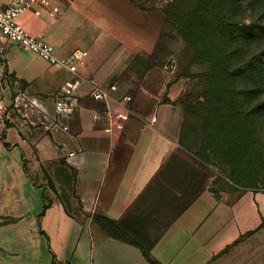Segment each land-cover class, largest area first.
<instances>
[{
    "label": "crops",
    "instance_id": "crops-1",
    "mask_svg": "<svg viewBox=\"0 0 264 264\" xmlns=\"http://www.w3.org/2000/svg\"><path fill=\"white\" fill-rule=\"evenodd\" d=\"M9 1L0 0V7ZM171 2L56 0V18L28 11L18 19L59 58L70 61L82 52L77 75L98 87L114 85L113 109L131 98L133 116L120 130L110 129L103 116L106 103L88 96L87 83L74 113L57 115L55 95L69 73L0 36L6 73L0 101L8 108V121L0 124V214L11 209L18 216L0 226V264H182V259L196 264L203 214L195 198L181 213L180 192L175 196L166 185V176H175L170 162L178 155V134L166 129L146 81L148 70L140 66L151 58ZM19 92L34 108L11 109ZM74 202L80 216L70 217L66 209ZM96 217L113 221L124 238L104 231ZM154 224L168 227L144 229L152 231V247L139 242L140 225ZM182 240L192 246L188 256L182 254Z\"/></svg>",
    "mask_w": 264,
    "mask_h": 264
},
{
    "label": "rangeland",
    "instance_id": "rangeland-1",
    "mask_svg": "<svg viewBox=\"0 0 264 264\" xmlns=\"http://www.w3.org/2000/svg\"><path fill=\"white\" fill-rule=\"evenodd\" d=\"M161 18L140 66L166 129L178 134L166 185L180 192L181 213L195 198L203 214L196 264H264V0H172ZM74 204L70 217L80 216ZM4 210L1 227L18 219ZM150 227L168 225H140L139 242L152 247Z\"/></svg>",
    "mask_w": 264,
    "mask_h": 264
},
{
    "label": "built area",
    "instance_id": "built-area-1",
    "mask_svg": "<svg viewBox=\"0 0 264 264\" xmlns=\"http://www.w3.org/2000/svg\"><path fill=\"white\" fill-rule=\"evenodd\" d=\"M56 0H10L9 3L0 7V36L8 41L23 47L51 65L58 71H65L69 73V79L59 88L55 95V113L57 115L73 114L78 106L79 91L81 85L88 83L86 79L77 75L76 66L82 59L83 53L76 51L70 61L59 58L54 51V48L45 43L42 39L35 37L28 33L18 19L21 15L28 11H32L35 16H40L42 11H46L51 18H56L60 14V8L55 3ZM6 76L5 67L0 62V80ZM88 96L93 101L106 103L103 116L107 119L111 130H120L122 125L133 116L130 109V97H124L117 102V108L113 109L110 106L111 94L116 91L114 85L108 87H98L89 84ZM34 108V104L24 93L15 95L11 102V109L18 111L19 109L30 110ZM8 108L0 101V124H6ZM156 121L152 119V123ZM63 131L67 128L63 127Z\"/></svg>",
    "mask_w": 264,
    "mask_h": 264
},
{
    "label": "trees",
    "instance_id": "trees-1",
    "mask_svg": "<svg viewBox=\"0 0 264 264\" xmlns=\"http://www.w3.org/2000/svg\"><path fill=\"white\" fill-rule=\"evenodd\" d=\"M260 35L264 36V29L262 28H260ZM263 52L264 50L261 51V54H263ZM95 220L102 227V229L109 233L111 236L124 238V234L120 231L119 226L116 225L113 221H110L103 217H96Z\"/></svg>",
    "mask_w": 264,
    "mask_h": 264
}]
</instances>
